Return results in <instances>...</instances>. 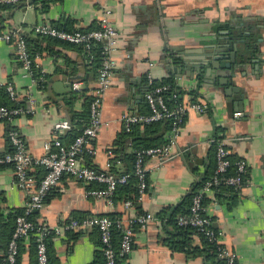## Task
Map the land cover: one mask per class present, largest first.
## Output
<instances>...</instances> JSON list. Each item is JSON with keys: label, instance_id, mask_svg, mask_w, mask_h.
<instances>
[{"label": "crops", "instance_id": "1", "mask_svg": "<svg viewBox=\"0 0 264 264\" xmlns=\"http://www.w3.org/2000/svg\"><path fill=\"white\" fill-rule=\"evenodd\" d=\"M32 5L7 7L10 26L21 30L29 41L35 59L37 82L26 73L13 45L0 39V103L11 105L3 89L12 84L17 103L33 113L18 116L11 122L0 119V154L10 150L8 132L17 128L35 157L45 155V143L60 139L69 130L57 129L70 122L72 112L85 109L91 91L97 85L99 69L79 45L37 35L34 27L51 24L68 30L99 26L106 11L119 31L117 66L103 104L104 125L93 141L94 154L83 163L110 172L107 151L124 135L121 117L142 114L147 110L145 94L150 90L149 75L154 83L173 79L181 101L204 105L203 113L188 110L185 124L173 152L176 156L163 165L156 159L147 161L148 191L133 207L127 199L111 205L105 199L87 195L91 184L66 175L52 189L49 202L37 211L38 223L63 225L84 215L120 213L125 223L141 213L152 212L154 222L147 229L136 228L134 248L120 264H211L204 254L188 255L168 246L164 239L172 234L188 237L192 247H202L203 239L191 232L181 234L161 214L180 206L193 187L215 170L212 140L224 139L234 158L248 165L245 185L239 192L225 189L207 194L208 214L222 242L237 253L238 264H264V67L248 74L240 82L244 94L243 111L235 110L214 87L190 76L178 78L162 60L171 53L188 57L204 56L205 45L214 35L233 30L244 32L248 43L262 41L264 52V0H33ZM3 26L0 24V32ZM249 33V34H248ZM264 58V56H262ZM185 76V75H184ZM81 82L74 92L72 83ZM234 100L240 94L233 93ZM71 103V104H70ZM241 112L239 117L235 113ZM133 114V115H134ZM71 123V122H70ZM144 126L141 127L142 133ZM126 143L120 155L130 154ZM127 161L115 163L112 174L127 169ZM45 169L33 166L30 174L36 183ZM111 173V172H110ZM11 166L0 167V225L2 218L24 209L28 193L16 186ZM63 230L52 238V253L57 264H92L101 249L97 229ZM33 235L21 242L19 264H36ZM0 256L2 251L0 247Z\"/></svg>", "mask_w": 264, "mask_h": 264}, {"label": "built area", "instance_id": "2", "mask_svg": "<svg viewBox=\"0 0 264 264\" xmlns=\"http://www.w3.org/2000/svg\"><path fill=\"white\" fill-rule=\"evenodd\" d=\"M30 0H0V24L3 26L0 32V39L15 47L17 57L23 69L30 75L34 82H37L35 71V59L31 52L27 38L20 29L10 26V16L6 10ZM34 32L42 37L53 38L65 43L79 45L91 50L98 45L101 48L102 63L98 71L97 85L91 91L90 120L84 131L76 137L70 144H64L60 139L45 143L46 153L41 157H35L26 140L17 128H11L8 132L10 150L0 154V167L11 166L16 175V186L28 193V201L24 207V214L16 219V227L12 238L8 244L7 251L0 264H15L19 253V241L35 232L37 236V259L38 264H49L48 247L46 239L50 233L55 236L60 235L63 230L76 229H97L101 242L104 246V256L106 264H117L119 258H126L134 248V231L137 225L139 229H147L155 220L152 212L141 213L125 223L121 218L116 222L124 225L122 239L118 248L113 244L112 226L115 221L107 215H89L82 218H72L63 225L52 226L46 222L36 225L29 219L33 211H38L47 203L46 197L52 189L66 176L76 177L88 184H98L90 187L87 195L105 199L111 205L115 204L114 196L118 185L128 181L129 174L114 175L108 171L98 170L93 166L83 163L85 154H94L93 141L99 130L104 125L103 104L107 91L109 90L114 70L117 66L116 52L119 44V31L110 18V12L106 11L100 17L99 26L92 29L68 30L51 24H38L34 27ZM150 90L145 94V101L150 108L149 113L138 115L124 114L121 117L124 130L130 132L132 126L137 123H153L172 119V130L168 141L165 144L141 148L137 150L134 162V174L138 179V200H141L148 191V168L146 166L149 159H156L158 165H163L172 160L176 154L173 147L176 145L182 127L186 121L188 110L194 109L203 113L204 105L200 103L184 104L182 101L175 107L168 105L165 98L167 85H156L152 75H149ZM8 97L15 105H0V119L11 122L18 116L26 113H33V109H27L17 103L18 94L12 84L6 87ZM74 91L81 90V82L72 83ZM175 98H178L174 94ZM241 112L235 113L236 117L241 116ZM57 129L70 130L72 125L68 121L60 122ZM212 142L216 144L215 160L216 166L213 175L194 194L189 213L178 217V224L181 227L191 228L196 234L204 237L214 244L218 251V256L224 260V264H238L237 253L227 247L222 242V232L213 226V221L208 214L206 204L207 194L215 191L220 185L232 187L236 191H241L245 185L248 165L244 159L232 160L231 152L224 139L215 138ZM109 157L108 166L111 167L119 160L112 148L107 151ZM33 166L45 169V175L39 183L30 174ZM232 170L233 173H229ZM126 207H133L131 199L125 201Z\"/></svg>", "mask_w": 264, "mask_h": 264}, {"label": "trees", "instance_id": "3", "mask_svg": "<svg viewBox=\"0 0 264 264\" xmlns=\"http://www.w3.org/2000/svg\"><path fill=\"white\" fill-rule=\"evenodd\" d=\"M28 41V40H27ZM29 43V41H28ZM83 47V46H81ZM85 49V47H83ZM88 54V57L91 61H93V64L99 69L102 63V54H101V48L96 45L92 47L91 50H86ZM36 77L37 74H36ZM175 82L173 79H167L166 81L162 82L161 84L156 83V85H167L168 89L165 91V98L167 100V103L171 107H175L177 103L181 102V99L175 98L174 94H179L178 89L176 88L177 86L174 84ZM5 96L8 98V94L6 91V88L3 89ZM76 92V91H74ZM181 95V93L179 94ZM92 97H88V101L86 102L85 109L81 112L74 111L72 112L71 116V125L72 128L64 135L61 136L60 140L64 144H70L72 143L78 135H80L86 126L89 124L90 120V102H91ZM6 104L7 103H0V105ZM71 104V103H70ZM11 105H15L12 103ZM150 108H147L144 113H149ZM185 124V123H184ZM144 126L143 131L145 134L142 133L141 127ZM172 130V119H165L163 121H158V122H153L150 124L147 123H137L132 126V129L130 132L124 131V135L121 136V138L116 141L115 148L113 149L114 152L117 154L116 160L119 161H127V169L124 170L120 175L123 174H129V178L127 183L125 184H120L117 186L116 191H115V196H114V202L117 203L119 199H131L133 200L134 204L137 203L138 201V179L134 174V162H135V157H136V152L137 150L141 148H147V147H152V146H157V145H162L165 144L168 141L169 134ZM220 137H215V140L219 139ZM128 143L130 144V147L133 148V152L130 154H124L123 156L120 155V148L122 146H125V144ZM216 144L215 142L213 143V149H214V156H215V151H216ZM88 156V154H85V156ZM232 160H236L238 158H234L231 155ZM216 163V160H215ZM114 166L111 167L110 172H115L114 171ZM214 173V172H213ZM208 174L205 177H203L198 184H196L193 187V190L188 194L184 202L178 206L177 208H170L167 211H164L165 213L161 214L162 218H165L167 220V223L175 225L176 230L181 234L187 235L191 233L192 231L195 232L191 228H186V227H181L178 224V217L181 215H185L189 213L192 198L194 194L200 189L203 184L213 175ZM229 173H233L232 170L229 171ZM115 174V173H114ZM98 184H91V187H94ZM225 189L229 191H234V192H239L234 190L232 187L226 186V185H220L216 190L220 193H222ZM50 194V193H49ZM51 196H47L45 202H49ZM207 201V198H206ZM24 214V209L18 210L15 213H12L10 216L7 218H2V223L0 225V247L2 251V256H0V263L2 262L3 256L5 255L7 251L8 244L12 238V235L14 233L15 227H16V219L19 215ZM109 216L112 220L115 221L114 225L112 226V233H113V244L116 248H118L120 241L122 239L123 235V229L124 225L121 224L119 225L116 221L121 219L122 216L120 213L117 212H112L109 214H106ZM89 215H84L76 218H82V217H87ZM37 217V211H33L29 215V219L32 220L36 225H38V222L36 220ZM1 219V217H0ZM214 226V225H213ZM138 228V226H135V229ZM98 231V230H97ZM73 232L72 230H68L67 233ZM99 232V231H98ZM33 235L34 239V247L36 251V264H38V259H37V236L35 235V232H31L30 236ZM100 235V234H99ZM178 235L180 234H172L171 236H168L164 239V242L177 250H182L186 252L188 255H193L197 256L199 254H204L208 261L211 262V264H224V260L221 259L218 256V251L217 248L214 244L210 243L208 240H206L204 237L200 236L203 239V246L202 247H192L191 242L188 237L183 236L180 238ZM54 233H50L46 239L47 247H48V256H49V264H57V260L53 256L52 253V238L54 237ZM24 239L19 241V253H18V259L15 264H19L20 262V254H21V242ZM104 246L101 242V249L97 254L96 257L93 261L92 264H106V259L104 256ZM125 258H119L117 261V264H120L121 260H124Z\"/></svg>", "mask_w": 264, "mask_h": 264}, {"label": "water", "instance_id": "4", "mask_svg": "<svg viewBox=\"0 0 264 264\" xmlns=\"http://www.w3.org/2000/svg\"><path fill=\"white\" fill-rule=\"evenodd\" d=\"M33 2L24 1L18 5L28 6ZM244 34L234 31L232 27V30L220 32L211 38L210 43L205 45L204 56L188 57L183 52H171L162 61L178 78H197L205 87H214L229 97V101L235 104V110L243 111L244 94H241L240 82L248 74L250 66L253 72L264 67V52L259 44L262 41L248 43ZM234 92L241 95L240 100H234Z\"/></svg>", "mask_w": 264, "mask_h": 264}]
</instances>
